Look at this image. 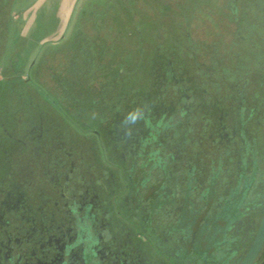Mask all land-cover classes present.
I'll use <instances>...</instances> for the list:
<instances>
[{
  "label": "rangeland",
  "instance_id": "rangeland-1",
  "mask_svg": "<svg viewBox=\"0 0 264 264\" xmlns=\"http://www.w3.org/2000/svg\"><path fill=\"white\" fill-rule=\"evenodd\" d=\"M12 1L0 264H59L64 232L68 264H238L264 210V0ZM143 115L171 118L159 156Z\"/></svg>",
  "mask_w": 264,
  "mask_h": 264
},
{
  "label": "trees",
  "instance_id": "trees-1",
  "mask_svg": "<svg viewBox=\"0 0 264 264\" xmlns=\"http://www.w3.org/2000/svg\"><path fill=\"white\" fill-rule=\"evenodd\" d=\"M13 1L12 0H0V27L1 30L3 29L4 31L9 29L10 25H11V18H10V13L13 7ZM243 113V110H242ZM184 115V114H182ZM144 116V115H143ZM171 119V118H170ZM170 119H168L166 122H164L163 119H158L157 122L153 121V118L149 117V116H144V125L147 127V129H149L150 133L147 135V137L145 138H140V156H142V152L144 150V145H148L150 148H152L153 150L150 153V156H159V152H160V148L158 147H154V144L157 142L158 139V135L160 133V131H162L164 128L167 127H172L173 125H169V121ZM242 126V124H241ZM160 128L161 130L157 129ZM155 130V133L152 134V130ZM244 128L242 127L241 130H243ZM8 142V141H7ZM18 144V143H17ZM11 145V144H10ZM20 145V144H19ZM4 153V152H3ZM138 172L141 175V172H143V174L140 176V181L141 180H147L148 174L149 172L145 171L144 169V165H140L138 167ZM253 180V178H252ZM252 180H250L248 183L245 184L244 188H243V192L241 193V195L237 196L234 200L235 202L233 203V206L231 208V211L228 213V217L232 218L234 216L235 211L238 209L239 204L243 201V199L245 198L250 185L252 184Z\"/></svg>",
  "mask_w": 264,
  "mask_h": 264
},
{
  "label": "water",
  "instance_id": "water-1",
  "mask_svg": "<svg viewBox=\"0 0 264 264\" xmlns=\"http://www.w3.org/2000/svg\"><path fill=\"white\" fill-rule=\"evenodd\" d=\"M264 250V210L260 218L254 237L238 264H259L258 260ZM261 264H264L261 263Z\"/></svg>",
  "mask_w": 264,
  "mask_h": 264
},
{
  "label": "flooded vegetation",
  "instance_id": "flooded-vegetation-1",
  "mask_svg": "<svg viewBox=\"0 0 264 264\" xmlns=\"http://www.w3.org/2000/svg\"><path fill=\"white\" fill-rule=\"evenodd\" d=\"M62 234H63V231H62ZM63 236H64V240H65V242L67 244L66 247L65 246L59 247L57 240L54 241V245H56L58 252H60V251L63 252V250H65L64 251L65 252V256L60 255L61 252L58 254L57 261H59V264H68L67 262H68V260H70L69 259L70 258V252L72 251L73 246L68 245V243L70 241V237L68 235V232H64ZM95 255H96L95 253L90 255V254L85 252V257H84L85 263L86 264H90L89 261H90L91 257H94ZM71 260L74 261L73 258H71Z\"/></svg>",
  "mask_w": 264,
  "mask_h": 264
},
{
  "label": "crops",
  "instance_id": "crops-1",
  "mask_svg": "<svg viewBox=\"0 0 264 264\" xmlns=\"http://www.w3.org/2000/svg\"><path fill=\"white\" fill-rule=\"evenodd\" d=\"M57 1H64V0H57ZM66 1H72V0H66ZM263 262H264V259L262 260V262H260V264L263 263Z\"/></svg>",
  "mask_w": 264,
  "mask_h": 264
}]
</instances>
